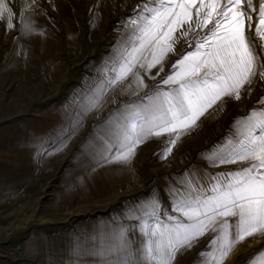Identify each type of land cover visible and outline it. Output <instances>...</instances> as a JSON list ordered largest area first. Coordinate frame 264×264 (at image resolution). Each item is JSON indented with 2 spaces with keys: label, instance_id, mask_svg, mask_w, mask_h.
Segmentation results:
<instances>
[{
  "label": "snow or ice",
  "instance_id": "obj_1",
  "mask_svg": "<svg viewBox=\"0 0 264 264\" xmlns=\"http://www.w3.org/2000/svg\"><path fill=\"white\" fill-rule=\"evenodd\" d=\"M125 21L121 47L106 68L98 95L84 111L99 105L108 87L132 78L131 94L147 87L143 73L159 66L181 43V53L152 90L122 105L108 120L101 159L129 162L136 148L152 138L167 136L160 158L166 159L183 135L224 97L241 98V90L259 76L264 80V0H141ZM12 8L0 0V17L12 27ZM26 31L31 28L25 25ZM152 76V80H156ZM264 105V93L256 101ZM78 114L72 128L81 123ZM59 151L60 149H56ZM204 159L210 166L250 162L229 172H185L166 191L171 211L161 215L158 197L138 205L129 215L138 224L140 241L133 247L129 229L116 243L94 247L89 254L99 264H174L178 253L213 233L198 255L200 264H224L236 245L264 235V107L237 117L224 143ZM79 254V248L75 249ZM247 264H264V249Z\"/></svg>",
  "mask_w": 264,
  "mask_h": 264
},
{
  "label": "rangeland",
  "instance_id": "obj_2",
  "mask_svg": "<svg viewBox=\"0 0 264 264\" xmlns=\"http://www.w3.org/2000/svg\"><path fill=\"white\" fill-rule=\"evenodd\" d=\"M12 8V27L7 16L0 17V140L13 129L32 128L36 122L55 117L66 102L88 94L101 78L121 47L126 32L124 23L133 16V7L141 0H6ZM31 28L26 31L25 25ZM181 43L165 59L164 72L156 76L159 66L151 70L156 80L181 53ZM153 82V84H152ZM70 92V93H69ZM74 92V93H73ZM76 93L75 98L72 97ZM264 93V80L259 76L241 90V98L224 97L207 112V121L199 122L183 135L166 158H160L167 137L159 145L142 147L131 160V177L125 184L100 199L69 200L58 206L53 193L71 152L57 157L52 169L38 173L42 189L37 187L34 201H0V241L7 235L2 226L58 224L71 226L139 203L159 193L156 182L182 175L193 164H204L209 173L229 172L250 162L210 166L204 157L223 144L237 117L253 107H264L256 101ZM62 102V103H61ZM61 103V104H60ZM70 105V104H69ZM84 112L85 128L93 123ZM88 119V120H87ZM37 125V124H36ZM1 152V151H0ZM51 170V171H50ZM157 179V180H156ZM164 209L171 210L169 197L163 194ZM19 208V215L16 210ZM14 212V213H13ZM254 245L247 242L238 249L247 255L251 248L264 246V235ZM258 239V238H256Z\"/></svg>",
  "mask_w": 264,
  "mask_h": 264
},
{
  "label": "crops",
  "instance_id": "obj_3",
  "mask_svg": "<svg viewBox=\"0 0 264 264\" xmlns=\"http://www.w3.org/2000/svg\"><path fill=\"white\" fill-rule=\"evenodd\" d=\"M109 75L112 73L108 72L107 76ZM141 75L145 76L144 82L147 87L137 94H131L127 90L132 81L131 77L114 87H108L100 97L99 105L87 111L89 112L87 117L94 119L87 128L83 123L84 110L98 95L106 76L101 78L88 94L66 102L63 107L60 106L56 119L46 118L43 124L36 122L37 125L33 124L32 128L20 127L6 131V137L0 140V201L13 203L19 202L21 198L27 202L34 201L37 187L40 186L39 189H42L48 183V180L41 183L38 173L44 175L45 170L52 169L54 165L52 161L55 158L58 156L61 158L69 151L71 152L69 165L64 168L59 187L53 193V199L58 206L66 205L69 200L100 199L116 189L115 186L128 182L131 177L132 159L126 163H105L100 158L103 143L99 137L104 135L111 116L122 110V105L130 104L152 90L149 81L154 75L151 72L146 74L141 72ZM75 96L76 93L72 97ZM78 114L82 115L81 123L73 130L72 125ZM201 121H207V113L200 118L198 124ZM163 137L152 138L141 144L136 148L135 154L145 145L150 147L161 144L159 142ZM58 148L59 151L56 150ZM186 171L209 173L204 164L198 163L187 167ZM180 176V174L172 176L170 180L156 179L159 193H153L148 198L141 199L139 203L117 210L114 214L108 213L71 226L35 223L2 226L1 231L6 233L7 239L0 241V264H99V258L90 255L89 252L102 241L104 244L116 243L115 237L121 229H129L127 238L132 241L133 247H136L141 237L138 231L131 230L138 221L130 219V213L138 205L156 196L160 200L163 215V212L168 210L164 209L163 194L165 192L167 194V187ZM16 214L19 215V208ZM212 236L213 233L208 232L195 241L191 249H184L178 253L174 264H200L204 258L198 254L210 251L206 245ZM260 239L259 236L246 239L234 249L242 247L245 242L255 246ZM77 248L80 250L79 254L75 251ZM261 249H264V246L261 248L258 246V249L253 247L246 256L237 252L231 259L230 253L224 264H247V261Z\"/></svg>",
  "mask_w": 264,
  "mask_h": 264
},
{
  "label": "bare ground",
  "instance_id": "obj_4",
  "mask_svg": "<svg viewBox=\"0 0 264 264\" xmlns=\"http://www.w3.org/2000/svg\"><path fill=\"white\" fill-rule=\"evenodd\" d=\"M239 251L238 247L234 249L230 254V259Z\"/></svg>",
  "mask_w": 264,
  "mask_h": 264
}]
</instances>
